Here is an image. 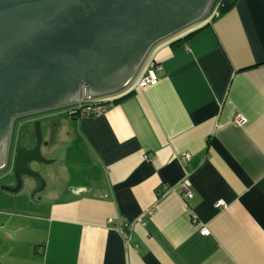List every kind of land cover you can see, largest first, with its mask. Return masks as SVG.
Listing matches in <instances>:
<instances>
[{"label": "crops", "instance_id": "obj_1", "mask_svg": "<svg viewBox=\"0 0 264 264\" xmlns=\"http://www.w3.org/2000/svg\"><path fill=\"white\" fill-rule=\"evenodd\" d=\"M212 14L85 102H112L103 115L39 116L51 196L4 227V264H264V0ZM153 62L159 83L132 87Z\"/></svg>", "mask_w": 264, "mask_h": 264}, {"label": "water", "instance_id": "obj_2", "mask_svg": "<svg viewBox=\"0 0 264 264\" xmlns=\"http://www.w3.org/2000/svg\"><path fill=\"white\" fill-rule=\"evenodd\" d=\"M216 0H0V171L8 165L15 119L71 109L115 96L135 80L152 49L200 24ZM221 1L220 4H222ZM219 4V6H220ZM34 148L20 146L13 173L21 190L42 154L41 121Z\"/></svg>", "mask_w": 264, "mask_h": 264}, {"label": "rangeland", "instance_id": "obj_3", "mask_svg": "<svg viewBox=\"0 0 264 264\" xmlns=\"http://www.w3.org/2000/svg\"><path fill=\"white\" fill-rule=\"evenodd\" d=\"M219 0H216V2L213 4L211 8V13L213 12L212 15L215 14L216 10H218L219 6ZM209 17V16H207ZM139 81V80H138ZM138 81H135V84L132 85L134 87ZM134 83V82H133ZM110 98V97H108ZM105 99V98H103ZM19 127H16L14 130V133L12 135L11 139V144L12 146L11 149V155L8 160V166L6 169L0 171V258H1V252L5 248L8 247L7 253H10L12 256H15V254L18 251L19 247H16L15 249L12 250V245L13 243H10V245L7 243V232L4 231V227L9 231V227H14L15 223H22V222H28L30 219H27V217H32L33 214L29 213L34 209V206L41 205L43 201L45 202L48 199V196H51V191H52V185L51 182L46 178V176H42L43 180L45 182V187L41 191V182L38 179H33L28 176H24L22 178V188L21 190L16 193L12 194L9 192L4 191L1 187H14L15 186V176L13 174V168H14V162H15V157H14V152H16V145H17V140H19L18 134H19ZM23 132L26 135V132L28 135L24 136L23 143L26 144V146L30 147L31 143L28 137L31 135V129H23ZM21 134V135H22ZM18 136V137H17ZM23 139V137L21 138ZM21 139L19 140L21 143ZM30 145H28V144ZM15 145V146H14ZM14 146V148H13ZM46 168H50V166H46ZM43 199V200H42ZM43 205V204H42ZM16 244V241H14ZM0 264H4L2 260L0 259Z\"/></svg>", "mask_w": 264, "mask_h": 264}, {"label": "built area", "instance_id": "obj_4", "mask_svg": "<svg viewBox=\"0 0 264 264\" xmlns=\"http://www.w3.org/2000/svg\"><path fill=\"white\" fill-rule=\"evenodd\" d=\"M162 71V66L153 62L151 63L146 70L142 73V76L140 77L137 89L143 90L150 86H155L159 83V74ZM112 102L106 101V102H94V103H80L76 107H73L71 110V115H80L85 117H99L103 115L110 107V104ZM235 123L239 126L243 125L245 123V119L242 117H238L235 120ZM184 158H189V155L185 154ZM182 188L185 190V195L189 198H192V193L190 189V182L188 180L184 181L182 184ZM218 208L225 207V203L223 201H220L217 203ZM123 234H125V230H123ZM201 234L204 236L209 235V231L206 228H203L201 230Z\"/></svg>", "mask_w": 264, "mask_h": 264}, {"label": "flooded vegetation", "instance_id": "obj_5", "mask_svg": "<svg viewBox=\"0 0 264 264\" xmlns=\"http://www.w3.org/2000/svg\"><path fill=\"white\" fill-rule=\"evenodd\" d=\"M218 8H219V6H218ZM40 115H37V116H34V117H32L31 119H15V121H14V123H13V131H12V135H13V133H14V130H15V128H16V126H17V123H18V121H20L19 122V124H20V126L22 127L21 129H27L28 128V130L29 129H31V135H30V137H28V139L30 140V143H31V146L30 147H27L26 145H23L22 144V142L21 143H19V144H17L16 145V151H17V148H19L20 146H24V147H26V148H34L35 147V144H36V141H35V138H34V136H33V131H34V123H36V121H38V119H40L39 121H41L42 122V125L44 126V124H45V122L47 123V124H45L46 126H50L51 124H53V122H51V120H50V118H45V119H43L42 117H39ZM36 120V121H35ZM33 121V122H32ZM18 124V125H19ZM30 124L32 125V126H30ZM52 126H54V125H52ZM53 129V128H52ZM21 134H22V132H21ZM20 134V137H19V139H21L22 137H23V139H21V141H23L24 140V136H26V135H28V133L26 132V135H24L25 133L23 132V134L21 135ZM24 135V136H23ZM12 145V144H11ZM28 145H30V144H28ZM15 146V145H14ZM14 146H13V148H14ZM46 148H48V145L47 146H45ZM43 148V147H42ZM11 149H12V146H10V148H9V153H8V160H9V158H10V155H11ZM11 151V152H10ZM13 153H14V157H15V153L16 152H14L13 151ZM43 154V153H42ZM46 166L47 165H42V166H40V165H38V164H32L31 165V168L33 169V170H35V171H40V173H41V175L42 176H44V174H46ZM7 167V166H6ZM14 174V173H13ZM31 178V177H30ZM34 179V178H33ZM16 181V180H15ZM17 186V182H15V186L14 187H16ZM13 187V188H14Z\"/></svg>", "mask_w": 264, "mask_h": 264}, {"label": "trees", "instance_id": "obj_6", "mask_svg": "<svg viewBox=\"0 0 264 264\" xmlns=\"http://www.w3.org/2000/svg\"><path fill=\"white\" fill-rule=\"evenodd\" d=\"M222 2V4H220ZM238 0H219L220 6L217 10V16L214 17V19H217L219 16H223L224 14L228 13L230 10H232L235 5L237 4Z\"/></svg>", "mask_w": 264, "mask_h": 264}]
</instances>
